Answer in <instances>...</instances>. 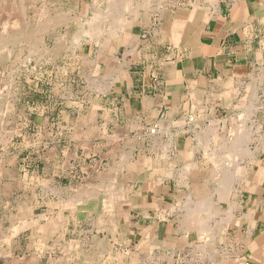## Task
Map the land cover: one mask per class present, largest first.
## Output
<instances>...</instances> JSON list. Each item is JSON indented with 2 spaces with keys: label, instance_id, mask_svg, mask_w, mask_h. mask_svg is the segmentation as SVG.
<instances>
[{
  "label": "rangeland",
  "instance_id": "1",
  "mask_svg": "<svg viewBox=\"0 0 264 264\" xmlns=\"http://www.w3.org/2000/svg\"><path fill=\"white\" fill-rule=\"evenodd\" d=\"M92 1L0 0V264H203L206 258L230 254L233 244L242 250L226 228L229 198L211 196L218 182L207 154L196 173V196H189L185 185L180 196L169 199L172 226L166 237L152 243L151 229H139L143 235L132 239L131 225L139 219L135 192L151 183L137 176H150V166L145 157L127 155L122 170L111 171L121 179L101 182L93 169L91 142L82 131L90 119L87 101L97 88L88 48L113 39L108 32L117 19L132 20L137 8L151 6L143 0H131L130 7L129 0H114L117 6ZM110 7L113 14L98 21L99 12ZM92 22L104 27V35H86L77 42L74 36ZM207 124L205 129L212 123ZM246 134L252 138L244 129L241 135ZM230 140L231 133H221L214 141L227 149ZM231 156L224 152L222 158ZM186 166L176 168V175L188 173ZM205 197L214 199L217 211L212 218L206 211L200 214L209 233L189 222L188 205Z\"/></svg>",
  "mask_w": 264,
  "mask_h": 264
},
{
  "label": "crops",
  "instance_id": "2",
  "mask_svg": "<svg viewBox=\"0 0 264 264\" xmlns=\"http://www.w3.org/2000/svg\"><path fill=\"white\" fill-rule=\"evenodd\" d=\"M102 1L106 4L92 3ZM140 2L150 9L138 10L128 20L131 26L107 43L92 42L88 48L97 88L87 101L90 119L82 131L91 142L93 169L100 182L120 180L111 171L122 170L124 156L147 158L150 176L137 180L151 183L135 192L139 219L131 225V237L136 240L143 235L139 229H151L152 243L158 244L172 226L170 197L180 196L186 184L189 196H196L195 173L207 155L215 162L216 183L223 178V165L234 161L222 158L224 144L214 141L217 134L231 133L225 145L230 148L239 130L251 132L248 155L239 162L246 166L240 184L230 195L216 187L211 194L229 198L226 228L242 250L233 244L230 254L203 264H264V0ZM207 123L212 124L205 129ZM211 131L213 140H201ZM185 165L190 172L176 175V168Z\"/></svg>",
  "mask_w": 264,
  "mask_h": 264
},
{
  "label": "bare ground",
  "instance_id": "3",
  "mask_svg": "<svg viewBox=\"0 0 264 264\" xmlns=\"http://www.w3.org/2000/svg\"><path fill=\"white\" fill-rule=\"evenodd\" d=\"M104 1H106V4H108V6H113V5H118V3L116 2V1H114V0H104ZM131 0H129V1H127V3H126V1H125V3H126V5H128L129 7L130 6H132V4H131ZM147 2V1H146ZM30 3H31V1H30ZM124 3V4H125ZM22 4V3H21ZM101 4V3H100ZM19 5H20V2H19ZM25 5H27V4H25ZM98 5V4H97ZM116 5V6H117ZM125 5V6H126ZM24 6V5H23ZM71 6V5H70ZM95 6V5H94ZM137 6V5H136ZM21 7H22V5H21ZM129 7H128V9H129ZM117 8V7H116ZM124 8V7H123ZM16 9V8H15ZM14 9V10H15ZM22 9V8H21ZM48 9V8H47ZM46 9V10H47ZM108 9V8H107ZM136 9V8H135ZM6 10V9H5ZM9 10V9H8ZM23 10H25V9H23ZM119 10V9H118ZM139 10V8H137V10H135V14H137V11ZM112 11H113V9H112V7H110L107 11H101V12H99V14H98V21H100L99 19H101V17L100 16H104V15H112L113 13H112ZM125 11V10H124ZM127 11V10H126ZM9 11H7V13H8ZM12 12V11H11ZM16 12V11H15ZM21 12V11H20ZM24 11H22V13H23ZM42 12V11H41ZM40 12V13H41ZM117 12V11H116ZM6 13V14H7ZM13 13H14V11H13ZM22 13L20 14V15H22ZM25 13V12H24ZM38 13V12H37ZM3 14V13H2ZM47 14V13H46ZM46 14L44 15V13H42V15L41 16H46ZM93 14V13H92ZM120 14V13H119ZM25 15V14H24ZM27 15V14H26ZM32 16H33V14H31ZM94 15V14H93ZM139 15V14H138ZM4 17H5V15H3ZM19 17V16H18ZM24 17V16H23ZM23 17H21L20 18V21H21V19L23 18ZM31 17V16H30ZM29 17V18H30ZM50 17V16H49ZM127 17V16H126ZM130 17V16H129ZM138 17V16H137ZM11 18V17H10ZM15 18H17V17H15ZM14 18V19H15ZM25 18V17H24ZM28 18V17H27ZM33 18V17H32ZM65 18V17H64ZM7 19V18H6ZM35 19V18H34ZM95 19V18H94ZM103 19H105V18H103ZM120 19L121 18H119V20L117 19V21L116 22H114V23H112L113 25L111 26V28L109 27V30H110V32H108V34L112 37V35H114V34H117L119 31H120V29L123 31V28H126V27H129V26H131V23L130 22H128L127 20H125V21H123V20H121L120 21ZM136 19V18H135ZM33 20V19H32ZM137 20V19H136ZM48 21H50V20H48ZM68 21V20H67ZM131 21V20H130ZM8 22V21H7ZM28 22H29V20H28ZM61 23H62V21H60ZM34 23H35V21H34ZM33 23V24H34ZM88 23V22H87ZM101 23V22H100ZM4 24V23H3ZM9 25V24H8ZM26 25H28V24H26ZM23 26V25H22ZM8 27V26H7ZM84 27V26H83ZM11 28H13V27H11ZM15 29L16 28H19V27H14ZM107 28H108V26H107ZM106 28V29H107ZM20 29V28H19ZM41 29V28H40ZM54 29V28H53ZM34 30V29H33ZM42 30V29H41ZM81 30H82V26H81ZM108 30V31H109ZM25 31V30H24ZM26 31H27V29H26ZM16 32V31H15ZM34 32V31H33ZM32 32V33H33ZM12 33V32H11ZM29 33V32H28ZM31 33V32H30ZM94 33L97 35V36H99V38H100V36L102 37V35H104V27H102L100 24H99V22L98 23H96V24H94V22H92V24H90V25H88V27H86V29H83V31H81L80 33H78V34H76L74 37L76 38V41L77 42H79L82 38H84L86 35H94ZM106 33V32H105ZM16 34V33H15ZM35 34V33H34ZM48 34V33H47ZM21 35V34H20ZM11 36V35H10ZM9 36V37H10ZM13 36V35H12ZM25 36V35H24ZM6 37H8V35L6 36ZM72 37V36H71ZM108 37V36H107ZM118 37H119V35H118ZM16 38H18V37H16ZM100 40V39H99ZM111 40V39H110ZM115 40V39H114ZM105 41H106V39H104V43H105ZM113 42V41H112ZM99 43V42H98ZM6 44V43H5ZM35 44V43H34ZM1 45V44H0ZM12 45V44H11ZM32 45V44H31ZM106 45V44H105ZM13 46V45H12ZM6 47V46H5ZM72 51V50H71ZM74 51V50H73ZM3 52V51H2ZM9 53V52H8ZM11 53V52H10ZM38 53V52H37ZM7 55V54H6ZM15 55V54H14ZM3 56V55H2ZM1 57V56H0ZM5 57V56H4ZM8 57V56H7ZM9 57H10V54H9ZM14 58V57H13ZM54 58H55V56H54ZM3 59V58H2ZM8 60H9V58H7ZM3 60H5V58L3 59ZM10 61V60H9ZM3 62V61H2ZM0 63H1V61H0ZM13 71H15V70H13ZM7 107H9V104H8V106ZM241 123V122H240ZM238 126V125H237ZM238 129V127L236 128V130ZM240 132H239V134L236 136V138H235V144H234V146L233 147H228L227 149H225V150H223L224 152H226V153H230L232 156V158L234 159V161H230L229 162V164L228 165H224L223 167H222V170H225L226 171V173H225V175H224V173H223V178L222 179H220L219 181H217L218 182V185H219V188L218 187H216V188H218V192L219 193H223V194H227V195H230L231 193H232V191H233V189H234V187H235V184H236V182H239V180L243 177V175H244V172H245V168H246V166H245V168L244 167H242V166H240V164H239V162H240V160H237L236 158H240L239 157V155L241 156V158L242 157H246L247 155H248V149L246 150V149H243V146H247V144L246 143H248V141H250L251 140V138L250 137H248L247 136V134H246V136H243V135H241L242 134V132H243V130H239ZM235 132V131H234ZM237 132V131H236ZM5 134V133H4ZM216 136V134H215V132L214 131H211V132H209V133H207L206 135H205V137H202L201 138V140H205V141H210V140H212V139H214L213 137H215ZM253 138V137H252ZM250 139V140H249ZM234 140V139H233ZM256 140V139H255ZM246 142V143H245ZM212 143H213V141H212ZM241 143H245V145H243V144H241ZM220 145H222V144H220ZM219 145V146H220ZM245 146V147H246ZM204 147L205 146H203V149H204ZM244 147V148H245ZM223 149V148H222ZM215 150V149H214ZM220 149H218V151H219ZM207 151H208V149H207ZM217 151V150H216ZM203 152V151H202ZM205 152V151H204ZM215 152V151H214ZM211 153H212V150H211ZM215 154V153H214ZM213 154V155H214ZM221 154V153H220ZM251 154V153H250ZM210 155H212V154H210ZM209 156V155H208ZM207 156V157H208ZM229 157V156H228ZM229 159V158H228ZM216 160V159H215ZM230 160H231V158H230ZM218 161V160H217ZM228 161V160H227ZM245 161V160H244ZM222 162V161H221ZM224 162V161H223ZM231 162H233V165H231L232 163ZM236 162H238V163H236ZM241 163V162H240ZM243 163V162H242ZM219 164V163H218ZM226 164V163H225ZM215 165V162H214V164H213V166ZM216 166H217V164H216ZM234 166V167H233ZM224 167H226V168H228V169H224ZM188 169V172H190L189 171V168H187ZM199 170H200V168H199ZM187 171V170H186ZM185 171V172H186ZM197 171V170H196ZM198 172V171H197ZM196 172V173H197ZM215 172V171H214ZM194 173V172H193ZM193 173H191V174H193ZM195 173V174H196ZM187 174V173H186ZM227 176H229V177H227ZM187 177V176H186ZM217 178V177H216ZM182 181V180H181ZM188 182V181H187ZM185 183V182H184ZM189 183V182H188ZM186 184V183H185ZM186 186H187V184H186ZM209 190V189H208ZM203 200V199H202ZM192 204H193V206H191V212H189V215H190V217H191V222H192V224L193 225H198V226H204L203 228H202V230H203V233L204 232H207V233H209V230H210V226L209 225H206V224H204V223H202V219L200 218L201 216H200V214H202L203 212H208L209 214H210V218H212V216H214V214H215V212H216V205H215V203L212 201V198H210L209 197V199H207L205 202H203V201H197V202H195L194 200H192ZM205 215H207V214H205ZM204 215H202V217H203ZM204 218H207L206 216H204ZM209 219V218H208ZM204 221V220H203ZM206 222H208V221H206ZM211 231V230H210ZM212 232V231H211ZM213 240V239H212ZM8 247V246H7Z\"/></svg>",
  "mask_w": 264,
  "mask_h": 264
},
{
  "label": "built area",
  "instance_id": "4",
  "mask_svg": "<svg viewBox=\"0 0 264 264\" xmlns=\"http://www.w3.org/2000/svg\"><path fill=\"white\" fill-rule=\"evenodd\" d=\"M152 132L154 133L155 131L153 130ZM248 264H251V263H248Z\"/></svg>",
  "mask_w": 264,
  "mask_h": 264
}]
</instances>
